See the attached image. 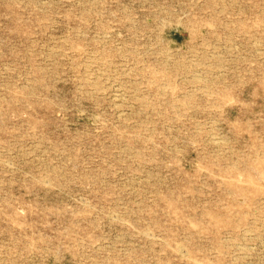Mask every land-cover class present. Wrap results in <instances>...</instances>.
<instances>
[{"label": "rangeland", "instance_id": "obj_1", "mask_svg": "<svg viewBox=\"0 0 264 264\" xmlns=\"http://www.w3.org/2000/svg\"><path fill=\"white\" fill-rule=\"evenodd\" d=\"M0 264H264V0H0Z\"/></svg>", "mask_w": 264, "mask_h": 264}]
</instances>
